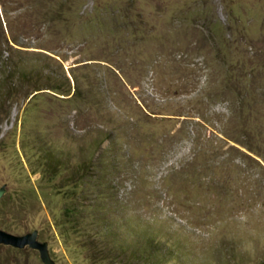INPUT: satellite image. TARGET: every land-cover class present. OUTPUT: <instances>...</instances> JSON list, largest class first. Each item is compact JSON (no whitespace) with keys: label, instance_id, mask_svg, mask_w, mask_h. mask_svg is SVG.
<instances>
[{"label":"rangeland","instance_id":"1","mask_svg":"<svg viewBox=\"0 0 264 264\" xmlns=\"http://www.w3.org/2000/svg\"><path fill=\"white\" fill-rule=\"evenodd\" d=\"M8 187L55 264H264V0H0Z\"/></svg>","mask_w":264,"mask_h":264},{"label":"water","instance_id":"2","mask_svg":"<svg viewBox=\"0 0 264 264\" xmlns=\"http://www.w3.org/2000/svg\"><path fill=\"white\" fill-rule=\"evenodd\" d=\"M10 191L11 190L9 187L6 189H1L0 199ZM37 233L38 232H34L25 236H15L0 229V245H10L21 249H24L28 246L39 251L41 260L44 264H55L50 257L47 243L38 241Z\"/></svg>","mask_w":264,"mask_h":264},{"label":"trees","instance_id":"3","mask_svg":"<svg viewBox=\"0 0 264 264\" xmlns=\"http://www.w3.org/2000/svg\"><path fill=\"white\" fill-rule=\"evenodd\" d=\"M64 1H62V3H63ZM60 6H62L61 5V3H60ZM59 9H61L60 7H58ZM16 41V40H15ZM17 43V42H16ZM66 85H64L65 87H66V90L65 89H62V87H58L57 89H55V90H59V93L58 94H61V95H66V96H68V95H71V92H72V89H71V87H70V85H69V80H67V78H66ZM68 82V83H67ZM69 87V88H68ZM42 89L41 88H39V87H36V89H35V92H39V91H41ZM76 90V89H75ZM54 91V90H53ZM66 93V94H65ZM80 93H82L81 91H80ZM75 94H76V91H75Z\"/></svg>","mask_w":264,"mask_h":264}]
</instances>
